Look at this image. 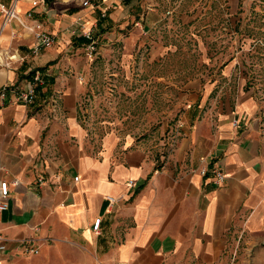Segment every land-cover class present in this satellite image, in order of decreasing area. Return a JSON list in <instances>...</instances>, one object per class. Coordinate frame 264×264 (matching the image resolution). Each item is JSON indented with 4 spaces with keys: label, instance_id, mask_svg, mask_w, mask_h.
Here are the masks:
<instances>
[{
    "label": "crops",
    "instance_id": "0c3cea01",
    "mask_svg": "<svg viewBox=\"0 0 264 264\" xmlns=\"http://www.w3.org/2000/svg\"><path fill=\"white\" fill-rule=\"evenodd\" d=\"M95 1L96 8H83L81 0H17L25 24L54 36L38 53L31 50L36 30L15 20L1 29L0 14V88L25 89L40 76L33 102L0 98V182L9 188L0 211L7 244L0 264H233L241 238H264V130L253 88L245 90L247 75L237 72L239 57L183 84L173 72L180 112L162 123L156 148L131 135L97 138L82 118L93 74L83 56L84 32L116 38L109 31L128 24L122 16L135 4ZM169 2L143 0L145 20L133 19V31L144 34L139 50L147 47L151 61L164 54L159 28ZM225 4L209 0L204 13L221 14V29L229 32L250 6ZM169 22L175 24L173 17ZM166 143L168 149L161 147ZM216 172L224 174L219 184ZM25 239L38 253L26 256ZM255 250L264 255V246Z\"/></svg>",
    "mask_w": 264,
    "mask_h": 264
},
{
    "label": "rangeland",
    "instance_id": "374dc122",
    "mask_svg": "<svg viewBox=\"0 0 264 264\" xmlns=\"http://www.w3.org/2000/svg\"><path fill=\"white\" fill-rule=\"evenodd\" d=\"M124 1L127 0H118L122 6L126 5ZM169 1L171 11H163L160 21L159 35L166 47L159 61L149 60L147 47L139 50L144 34L140 28L136 31L132 28L133 19H138L141 25L145 20L143 0L130 3L135 4L134 10L122 16L125 21L128 17L126 26L120 24L122 28L109 31L115 33L116 38L109 39L108 33L102 34L105 39L101 40L95 29H91L94 49L91 51L88 43L84 44L83 56L88 62V72L93 74L87 80L81 104L89 134L97 138L109 132L121 137L131 135L156 148L162 123L174 122L180 112L179 91L172 86L173 72L180 73L183 84L222 69L228 59L236 56L241 66L237 67V72L242 69L247 75L250 83L247 82L245 90L253 88L258 105L256 115L264 130V0H248L250 12L241 26L238 27V23L229 32L221 29V14L204 13L209 0ZM214 3L226 7L225 0H214ZM173 5L177 7L175 13L171 9ZM90 15L95 16V13ZM172 17L175 24L169 22ZM160 72L164 76L156 77ZM160 145L168 149L167 143ZM259 246H264V238L246 235L240 239L241 251L233 254L231 261L233 264L264 262V255L255 250ZM29 255L26 252V256Z\"/></svg>",
    "mask_w": 264,
    "mask_h": 264
},
{
    "label": "built area",
    "instance_id": "2783aa9c",
    "mask_svg": "<svg viewBox=\"0 0 264 264\" xmlns=\"http://www.w3.org/2000/svg\"><path fill=\"white\" fill-rule=\"evenodd\" d=\"M16 2L17 0H12V3L10 5H5L3 3H0V14L3 17L1 29L8 24L10 21L15 20L18 22V24L22 27L27 29L28 31H35V43L32 46V52L33 53H38L42 48H48L51 47L54 43V36L51 33H48L42 29H40V24H36L34 26H30L25 24L20 15L18 10L16 9ZM36 1L32 2V5H36ZM81 7H92L96 8L98 3L95 0H81L80 2ZM104 16V12L101 14ZM0 29V30H1ZM91 29L87 30L84 32V38L88 40L87 47L92 51L94 49V40L93 36L90 33ZM12 58V56H11ZM40 76L39 73L36 72L34 76V80L30 81L27 84V87L25 89L14 86V85H4L3 87L0 88V98L4 99L7 94H10L13 96L15 101H21L25 104H29L33 102L34 97H35V81L39 80ZM233 124L237 125L238 122L237 120H233ZM205 171L202 170V173ZM78 177H74V180H77ZM224 180V174L221 172H216L215 173V183L219 184ZM128 185L130 187L134 186V181L129 180ZM9 195V188H8V183L6 181H1L0 182V211L4 210L7 208V203L4 199H6ZM110 203L112 202V199L109 200ZM100 223V218H96L92 224V229L97 231ZM24 245V251L27 253L31 254H36L38 253V248L35 246H32V240L30 239H25L21 241ZM7 248L6 240L0 233V255L1 253ZM117 264H126L124 262H119Z\"/></svg>",
    "mask_w": 264,
    "mask_h": 264
},
{
    "label": "trees",
    "instance_id": "16d2710c",
    "mask_svg": "<svg viewBox=\"0 0 264 264\" xmlns=\"http://www.w3.org/2000/svg\"><path fill=\"white\" fill-rule=\"evenodd\" d=\"M84 40H86V41L88 42V40H87V39H85V38H84Z\"/></svg>",
    "mask_w": 264,
    "mask_h": 264
}]
</instances>
